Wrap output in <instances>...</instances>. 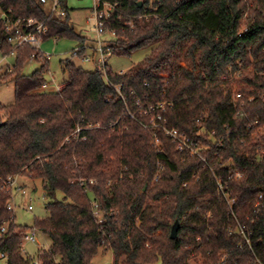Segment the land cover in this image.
<instances>
[{"label": "trees", "instance_id": "trees-1", "mask_svg": "<svg viewBox=\"0 0 264 264\" xmlns=\"http://www.w3.org/2000/svg\"><path fill=\"white\" fill-rule=\"evenodd\" d=\"M99 2L98 10L112 6L104 20L115 34L112 56L149 53L127 71L107 68L106 79L67 62L59 91L42 90L48 60L28 46L12 50L0 21V55H15L0 75L15 98L0 104L6 264H91L100 248L113 264H264V0ZM0 8L45 21L43 39L83 43L67 13L49 15L40 0H0ZM29 60L41 66L26 76ZM156 102L165 103L164 125L194 138L204 162L177 151L159 129L156 145L138 122L145 118L126 115ZM19 176L43 188L47 215L31 227L6 209L5 182ZM32 230L50 242L34 258L21 252Z\"/></svg>", "mask_w": 264, "mask_h": 264}, {"label": "rangeland", "instance_id": "rangeland-1", "mask_svg": "<svg viewBox=\"0 0 264 264\" xmlns=\"http://www.w3.org/2000/svg\"><path fill=\"white\" fill-rule=\"evenodd\" d=\"M51 1L47 0L44 5L46 11L49 10ZM62 9L68 14L69 22L73 26L76 34L80 35L85 40H96V18L93 13L95 6L94 0H62ZM67 9V10H65ZM104 37V36H103ZM106 38V36H105ZM80 42L70 39H60L54 41L52 39L42 41L40 48L44 53L50 54L48 59L47 71H49L56 80L58 86H62L68 78L64 64L70 62L76 67L82 68L85 71L95 72V65L84 63L81 58L72 55L74 46ZM90 53L89 51H87ZM149 53V49H141L132 54L131 57L112 56L108 60V69L113 71H127L139 65L144 57ZM15 63V55L10 54L3 58L0 55V75L5 73ZM41 62L29 60L23 68V74L29 76L36 70H39ZM45 86L44 91H56V87L49 83L47 72L44 73ZM14 85L11 81L3 82L0 78V104L10 105L14 103ZM17 186L21 187L20 191L17 188L11 189V200L9 205L14 209L16 224L31 227L34 219L46 217L47 213L44 210V196L41 183L37 179H30L27 176L17 177ZM24 191V193H22ZM56 198L61 200L62 195L59 193ZM30 206L31 210H28ZM49 239L36 234L35 243H24L23 249L28 256L34 258L37 252L43 247L49 246ZM112 254L100 248L97 255L92 259L91 264H113ZM152 264H159L154 262Z\"/></svg>", "mask_w": 264, "mask_h": 264}, {"label": "built area", "instance_id": "built-area-1", "mask_svg": "<svg viewBox=\"0 0 264 264\" xmlns=\"http://www.w3.org/2000/svg\"><path fill=\"white\" fill-rule=\"evenodd\" d=\"M51 5L48 10L49 15L55 16H65L64 10L61 8L59 0H50ZM41 4L45 5L47 0H40ZM95 6L93 9V13L96 18V40L94 41V46H90L87 44H81L75 47L72 50V55L77 57V54L81 51L84 52L81 60L84 63H93L95 65V72L102 74L106 79V72L108 68V60L112 57V50L110 49V42L114 39V32L110 30L104 29V20L109 16V12L112 10V6L106 3L102 4V9L98 10L99 0H94ZM10 11H4L0 8V21L2 26L7 33V43L12 46V50H16L17 48H21L24 46H28L34 49L39 58L43 60H48L51 56L50 54L44 53L41 48V42L43 41L44 36L47 33V26L45 21L38 22L33 18L27 19H13L10 14ZM104 36V37H103ZM106 36V38H105ZM56 41V38H51ZM87 49L90 50L91 53H87ZM6 57V56H4ZM3 57V58H4ZM120 73V72H119ZM49 76V83L54 85L57 90H60V86L56 84L55 78L52 74L47 71ZM46 83V82H45ZM116 91L120 93V87L116 88ZM240 98V94H235L234 100H238ZM137 110L135 113L127 110L126 115L133 119L139 120L140 118H145V122H140L143 128L152 131V136L154 138V143L158 145V139L156 137V131L154 130H162L164 135L175 145L177 151L181 153H187L192 157H198L201 161L204 162V159L201 157L200 150L201 147L194 140V138L190 137L185 132H182L179 129L168 128L164 125L162 113L164 112V102H156L150 104L148 106H144L141 104H137ZM136 114L138 116H136ZM80 129L77 128L72 136L74 138H78ZM162 170V167H160ZM239 177V175H236ZM17 177L8 178L5 182V186L7 190H11L12 188H17V191L21 190L20 186H17ZM157 180V176H155L153 181ZM218 189L222 191L221 183H218ZM24 193V191H22ZM261 198V196H259ZM228 203L230 207L233 203V200H229ZM96 204L92 202L93 215L98 221H101V214L96 211ZM6 209L8 211L14 212V209L11 205H7ZM28 210H31L30 206ZM1 232H4V227H1ZM36 234H38L35 230L28 231L22 239L21 243V252L26 253L23 249L24 243H35L36 242ZM49 246L46 248L43 247L41 250H47ZM7 261V253L5 251L0 250V264H6ZM33 264H41L37 259L34 260ZM262 264V263H259Z\"/></svg>", "mask_w": 264, "mask_h": 264}, {"label": "crops", "instance_id": "crops-1", "mask_svg": "<svg viewBox=\"0 0 264 264\" xmlns=\"http://www.w3.org/2000/svg\"><path fill=\"white\" fill-rule=\"evenodd\" d=\"M46 40H49V39H43V41H46ZM58 40H60V39H58ZM57 41V40H56ZM94 41L95 40H85L84 38H83V43H79L78 45H81V44H87V45H90V46H94ZM78 45H76V46H74V48L75 47H77ZM73 48V49H74ZM87 51H89L90 52V50L89 49H87ZM88 53V52H87ZM91 53V52H90ZM119 72H122V71H119ZM64 86V84L62 85V86H60V89L62 88ZM56 91H59V90H56Z\"/></svg>", "mask_w": 264, "mask_h": 264}, {"label": "water", "instance_id": "water-1", "mask_svg": "<svg viewBox=\"0 0 264 264\" xmlns=\"http://www.w3.org/2000/svg\"><path fill=\"white\" fill-rule=\"evenodd\" d=\"M139 5H140V3H139ZM177 229H178V224H175V225L172 227L171 232H170V238H171V239H175V238H176Z\"/></svg>", "mask_w": 264, "mask_h": 264}]
</instances>
